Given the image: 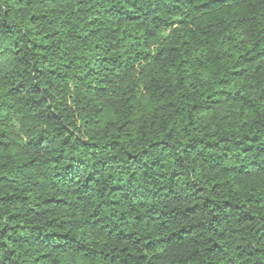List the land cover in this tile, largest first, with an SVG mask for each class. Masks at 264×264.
Wrapping results in <instances>:
<instances>
[{"label":"clouds","instance_id":"obj_1","mask_svg":"<svg viewBox=\"0 0 264 264\" xmlns=\"http://www.w3.org/2000/svg\"><path fill=\"white\" fill-rule=\"evenodd\" d=\"M0 264H264V0H0Z\"/></svg>","mask_w":264,"mask_h":264},{"label":"trees","instance_id":"obj_2","mask_svg":"<svg viewBox=\"0 0 264 264\" xmlns=\"http://www.w3.org/2000/svg\"><path fill=\"white\" fill-rule=\"evenodd\" d=\"M169 70H170V71H175V69H174V68H170Z\"/></svg>","mask_w":264,"mask_h":264}]
</instances>
